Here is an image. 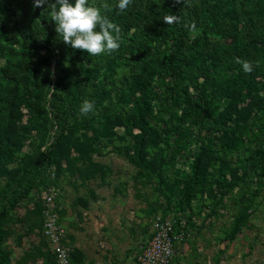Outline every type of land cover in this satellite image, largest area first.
<instances>
[{"label": "rangeland", "instance_id": "rangeland-1", "mask_svg": "<svg viewBox=\"0 0 264 264\" xmlns=\"http://www.w3.org/2000/svg\"><path fill=\"white\" fill-rule=\"evenodd\" d=\"M105 57L96 67L88 63L91 71L106 73V78L93 83L96 75L90 82H82V58L69 54L67 66L74 71L71 75L78 83L79 98L74 102L69 79L59 91L70 107L67 120L75 122L76 129L73 132L72 125L65 129L71 138L59 151H52L55 163L34 178L35 187L26 197L17 199L0 224L2 264H55L51 245L43 233L42 217L44 197L51 187L59 192L55 209L65 228L72 264H136L149 239L150 226L158 216L170 217L178 225L181 222L186 234L172 264H264V174H260L264 165L257 168L259 153L264 151L261 101L239 98L236 113L241 121L237 123L227 122L223 106H219L207 120L208 130L203 131L188 120L182 121L183 92H179L180 107H173L179 120L173 118L172 110L163 109L162 84L157 91L161 97L152 103L161 121L151 125L163 132L146 137V155L139 159L131 110L117 100L118 94L127 92L126 86L142 62L128 54L120 61L114 54ZM107 63L113 67L109 74ZM102 80L105 83L100 84ZM98 88L111 91L115 103L107 97L100 101L96 97ZM84 100L95 105L87 116L80 113ZM22 111V136H14L19 140L18 148L28 155L38 148H48L53 131L45 132L39 118ZM119 121H125L127 133L124 126L107 130ZM175 129L182 131L184 150L170 166L154 171L157 153L167 154L164 139L170 143ZM104 132L108 134L102 135ZM112 133L113 143L109 139ZM201 147L206 149V167L187 207L180 199ZM78 151L84 155L79 156ZM24 164L13 158L5 165L8 172L0 175V205L16 199V178L26 169ZM24 178L33 177L26 172ZM237 221L239 232L234 234Z\"/></svg>", "mask_w": 264, "mask_h": 264}, {"label": "trees", "instance_id": "trees-1", "mask_svg": "<svg viewBox=\"0 0 264 264\" xmlns=\"http://www.w3.org/2000/svg\"><path fill=\"white\" fill-rule=\"evenodd\" d=\"M68 2L75 4V0ZM53 3L56 0H48L43 7L37 8L34 0H0V175L7 174L5 165L13 158L19 159L20 165L25 162L27 166L16 178L19 187L16 199L0 205V224L17 199L26 197L35 187L34 178L40 177L47 166L55 163L52 151H59L71 138L65 129L69 125L74 126L73 132L76 129L75 122L67 120L70 107L62 90L59 91L65 86V79H69L74 102L79 98L78 83L71 75L74 71L67 66L70 53L82 58V82H90L96 75L93 83H98L100 77L106 78V73L91 71L88 63L96 67L111 54L119 61L125 54L141 59L142 65L130 78L127 92L118 94L117 100L131 110L139 159L146 155V137L159 136L158 133L163 132V129L159 131L151 125L154 121H161L152 103L161 97L157 91L161 90L162 84L163 109L173 112V107H180L179 92H183L182 121L188 120L203 131L208 130L207 120L219 106H223L227 122L241 121L236 105L242 96L261 101L264 108V0H188L189 6L176 4L174 0H132L125 11L118 9L119 0H89V5L101 7L108 20L122 29L119 50L95 56L73 49L62 41L51 18ZM103 4L108 8H103ZM167 14L179 16L181 23L167 25L163 21ZM193 23L194 30L191 29ZM235 57L252 62V73H245L242 65L234 62ZM107 69L109 74L113 67L107 63ZM96 97L100 101L107 97L110 103L116 100L112 99L111 91L99 88ZM22 110L39 118L45 132L53 131L48 148H38L31 155L18 148L19 140L14 136H22L19 126ZM171 114L179 120L178 115ZM117 126H124V133H127L125 121H119L107 130ZM94 132L97 139L98 130ZM181 132L175 129L170 143L168 139L160 138L164 139L167 154L157 153L154 171L160 169V172L170 166L184 150ZM113 138L114 133L109 136L112 143ZM78 152L79 156L84 155L82 151ZM205 153L206 149L201 147L192 163L190 181L185 183L180 202L187 207L193 199L192 192L204 175ZM259 157L261 161L257 168H262L264 151H260ZM260 171L264 174V168ZM26 172L33 178L25 179ZM20 179H24L23 182ZM174 226L179 227L175 220ZM239 227L240 221H237L234 234L239 232Z\"/></svg>", "mask_w": 264, "mask_h": 264}, {"label": "clouds", "instance_id": "clouds-1", "mask_svg": "<svg viewBox=\"0 0 264 264\" xmlns=\"http://www.w3.org/2000/svg\"><path fill=\"white\" fill-rule=\"evenodd\" d=\"M48 0H34V7H43ZM132 3V0H119L117 7L121 11H125ZM174 3H183L188 5V0H174ZM57 5H59L57 10ZM51 18L56 25L55 31L62 36V41L70 45L71 48L86 52L88 55H102L104 53L111 54L119 50L122 42V29L110 22L108 18L101 12V7L89 5V0H75V4L69 3L68 0H56L51 4ZM103 8L107 9L108 5L103 4ZM163 21L167 25L181 23V18L177 15L167 14L163 17ZM191 29H195V24L191 25ZM234 62L242 65L243 71L251 74L253 71V63L234 58ZM94 103L84 100L80 113L87 116L94 110Z\"/></svg>", "mask_w": 264, "mask_h": 264}, {"label": "built area", "instance_id": "built-area-1", "mask_svg": "<svg viewBox=\"0 0 264 264\" xmlns=\"http://www.w3.org/2000/svg\"><path fill=\"white\" fill-rule=\"evenodd\" d=\"M58 195V190L51 187L44 197L43 233L51 245L55 264H72L70 249L65 243V228L56 214L55 201ZM181 224L180 222L179 227H175L172 218L156 217L150 226L149 239L139 253L136 264H172L186 238Z\"/></svg>", "mask_w": 264, "mask_h": 264}]
</instances>
